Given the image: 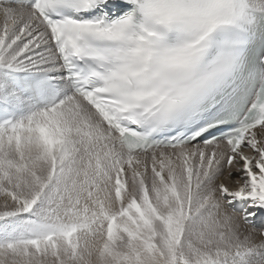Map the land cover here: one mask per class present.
Masks as SVG:
<instances>
[{
	"label": "snow or ice",
	"instance_id": "6c2138e0",
	"mask_svg": "<svg viewBox=\"0 0 264 264\" xmlns=\"http://www.w3.org/2000/svg\"><path fill=\"white\" fill-rule=\"evenodd\" d=\"M0 264H264V0H0Z\"/></svg>",
	"mask_w": 264,
	"mask_h": 264
}]
</instances>
